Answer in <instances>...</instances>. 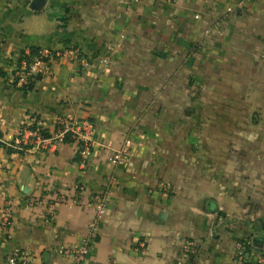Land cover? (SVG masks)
<instances>
[{"label":"crops","instance_id":"0c3cea01","mask_svg":"<svg viewBox=\"0 0 264 264\" xmlns=\"http://www.w3.org/2000/svg\"><path fill=\"white\" fill-rule=\"evenodd\" d=\"M31 1L0 0V264L14 250L25 264H73L64 251L86 235L100 191L106 208L81 264H177L184 240L197 254L182 264H233L239 242L264 253V0ZM67 46L86 69L55 59L30 89L9 83L25 49ZM58 117L94 124L86 164L68 136L24 151L29 119L53 135ZM52 192L64 198L53 215L27 204Z\"/></svg>","mask_w":264,"mask_h":264},{"label":"built area","instance_id":"2783aa9c","mask_svg":"<svg viewBox=\"0 0 264 264\" xmlns=\"http://www.w3.org/2000/svg\"><path fill=\"white\" fill-rule=\"evenodd\" d=\"M30 52L31 49L28 48L22 51L16 58H11L8 81L14 87L24 89L41 77L50 76L51 62L55 59L72 62L80 70L86 69L89 65L88 57L84 56L80 50L73 46L63 47L59 50L41 47L37 48L36 53L33 55ZM99 63L106 64L107 60L100 59ZM29 121L28 124L21 128L22 144L25 152L45 149L47 146L54 145L55 142L68 136L76 145V155L79 162L84 165L89 161L96 144L94 139L95 126L90 120L73 121L64 117H58L56 119L58 130L55 134L48 137L42 136V128L37 118H30ZM31 125H34L35 128H27V126ZM125 152L126 147L119 150H111L107 159L108 163L112 166L120 164L124 160ZM75 190L80 192L82 187L77 185L75 186ZM156 191L160 196L165 198L170 195L172 188L167 183H159ZM63 199L58 193L52 192L45 201L33 199L28 201L27 204L29 206H42L45 204L49 215H53L56 202L63 201ZM92 200V218L87 224L86 235L74 248L64 251L66 254L68 253L73 256V264H81L90 254L106 208V196L103 191L95 193ZM72 202H77L75 197L72 198ZM12 212V204L7 200L4 202L1 217V225L5 230L7 238L10 237ZM196 254L197 245L192 240H184L175 261L177 264H182L192 260ZM28 259L29 257L25 252L14 250L5 257L4 264H25ZM233 264H264V253L256 252L249 242H239L234 248Z\"/></svg>","mask_w":264,"mask_h":264},{"label":"trees","instance_id":"16d2710c","mask_svg":"<svg viewBox=\"0 0 264 264\" xmlns=\"http://www.w3.org/2000/svg\"><path fill=\"white\" fill-rule=\"evenodd\" d=\"M36 50H37V48H32V49H31V52H30L31 55L35 54V53H36ZM32 85H33V84L29 85L27 88H24L23 90H28V89H30V88L32 87ZM27 128L34 129L35 126H34V125H31V126H27ZM41 134H42L43 137H48V136H49V134H48L45 130H41ZM25 148H26V147H25ZM8 150H9V149H8Z\"/></svg>","mask_w":264,"mask_h":264},{"label":"water","instance_id":"95a60500","mask_svg":"<svg viewBox=\"0 0 264 264\" xmlns=\"http://www.w3.org/2000/svg\"><path fill=\"white\" fill-rule=\"evenodd\" d=\"M42 6H43V0H32L30 4V8L37 11L41 10Z\"/></svg>","mask_w":264,"mask_h":264}]
</instances>
